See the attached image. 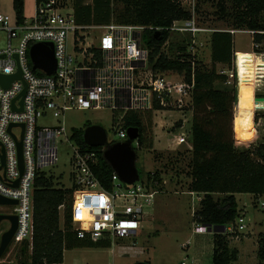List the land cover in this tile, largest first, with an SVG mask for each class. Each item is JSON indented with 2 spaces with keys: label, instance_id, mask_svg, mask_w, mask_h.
I'll return each instance as SVG.
<instances>
[{
  "label": "built area",
  "instance_id": "2783aa9c",
  "mask_svg": "<svg viewBox=\"0 0 264 264\" xmlns=\"http://www.w3.org/2000/svg\"><path fill=\"white\" fill-rule=\"evenodd\" d=\"M171 1L190 14L186 19L173 20L167 29L188 36L185 44L192 66L198 59L197 36L214 30H225L232 34L247 31L252 36L250 52L264 60L263 42L253 40L255 34L264 33V30L233 27L212 29L201 25L203 7L215 6L218 0ZM14 18L11 20L0 12V30L5 33V45L0 47V74L11 75L18 69L21 71L20 77L12 79L9 85L4 86L0 82V195L16 200L7 204L12 210L4 214L17 216L16 230L3 255L13 251L12 247L21 246L24 241L31 248L35 181L44 174L42 167L52 164L58 138L63 135L67 137L63 126H38L39 116L51 112L53 116L60 117L72 108L107 107L113 112V129L122 140L127 138L124 118L128 113L135 112L141 116L149 112L177 111L179 116L172 124V127L180 129L177 142L190 144L191 126L187 129L186 125L188 122L192 124V93L195 87L193 72L191 80L186 81L183 72L154 70L149 63L151 48L142 39L147 26L115 22L79 24L74 16L72 0H40L30 17L25 16L22 22H18L16 16ZM93 28L99 29L98 34L90 38L88 33ZM155 29L159 30L158 27ZM36 42L51 43L53 46L55 70L51 74L33 69L29 50ZM169 45L168 38L161 45L160 52L169 56ZM236 54L237 50H234L233 68L220 71L229 75L237 88L234 116L240 88ZM263 76L264 69H259L252 92L253 99L260 104L252 108L255 132L264 125L254 120L255 114L264 112ZM257 94L261 96L260 99H256ZM71 135L72 132L69 138H72ZM69 138L67 141H70ZM18 142H21L22 168ZM75 143L69 187L72 189L71 230L78 238L107 242L112 252L115 246H121L122 255L139 254L134 250L135 242L123 245L117 241L135 239L143 223L152 215L159 192L155 186L156 180L138 179L127 184L113 171L111 186L105 188L92 169L96 152ZM132 145L139 147L138 137L132 141ZM45 176H52L58 187L65 188L59 184L61 176ZM58 208L62 213L65 205L60 204ZM244 221V215L239 216L236 227L230 224V231L242 232L246 226ZM8 222L7 229L11 226V222ZM209 230L208 225L195 223V232ZM9 262L15 264L13 258ZM180 264L186 263L181 261Z\"/></svg>",
  "mask_w": 264,
  "mask_h": 264
},
{
  "label": "trees",
  "instance_id": "16d2710c",
  "mask_svg": "<svg viewBox=\"0 0 264 264\" xmlns=\"http://www.w3.org/2000/svg\"><path fill=\"white\" fill-rule=\"evenodd\" d=\"M39 1L36 0V4ZM72 4L79 24L115 22L147 26L142 39L151 48L149 63L154 70L173 69L183 72L186 81L191 80L193 72L195 87L192 93L193 117L189 137L191 160L188 190L203 194L199 208L194 211V221L208 225L213 231L212 264H237L239 251L230 245L228 237H235L241 232H227L226 227L229 224L236 227L237 218L241 215L245 217V214H239L236 193H250L255 198H264V142L252 149H239L234 144L232 117L237 88L234 82L228 84L226 73L216 69L217 64L231 67L233 34L225 30L212 31L211 66L206 67L199 58L192 66L188 61L190 54L185 44L187 38L174 42L170 39L172 32L167 29L173 20L190 17L189 12L177 3L171 0H72ZM12 5L17 21L22 22L25 17L24 0H12ZM215 8L213 14L217 19L225 20L230 27L264 30V0H218ZM168 38L169 56L160 52L161 45ZM253 40L263 42L264 33L255 34ZM244 113L248 114L245 111L235 116L237 129L253 130L251 116L243 115ZM254 120L264 124V112L255 114ZM124 123L126 127H138L137 152L146 144L149 124L135 112L128 113ZM71 137L83 149L96 152L92 169L101 184L109 188L113 169L103 157L102 147L85 144L82 128H74ZM150 178L160 181L155 173H148L147 179ZM71 201L72 189L58 187L52 176L41 174L36 178L33 191L32 244L31 248L28 242L21 244L16 264L61 263L66 249L109 246L105 241L94 242L87 237L78 238L71 230ZM60 204L65 205L62 213L58 208ZM257 244L259 264H264V232L259 233Z\"/></svg>",
  "mask_w": 264,
  "mask_h": 264
},
{
  "label": "rangeland",
  "instance_id": "374dc122",
  "mask_svg": "<svg viewBox=\"0 0 264 264\" xmlns=\"http://www.w3.org/2000/svg\"><path fill=\"white\" fill-rule=\"evenodd\" d=\"M33 1L27 0V6L24 10L26 17L33 13ZM215 6L206 5L201 13V25L215 28L230 27L225 20L217 19L214 13ZM0 12L6 14L11 20H14V9L11 0H0ZM97 28H93L88 33L90 38H95L98 34ZM212 31L201 33L197 36L198 54L197 57L206 67H210V35ZM187 35H178L171 33L170 39L178 41ZM233 51L237 50V67L240 75V88L245 84L244 77L247 75H256L259 69H264V60L256 57L250 51L252 50V36L247 31H238L233 35ZM5 45V33L0 30V47ZM264 48V41L261 45ZM254 57V61L250 59ZM229 66L217 64L218 71L229 70L233 68V62ZM228 75V79H229ZM233 80V79H232ZM231 78L228 84H232ZM264 86L261 88L263 89ZM234 105V104H233ZM234 112V108H233ZM252 115L253 109L246 111ZM177 111H166L151 114V112L142 115V119L149 124L148 137L145 146L137 150L136 165L139 169V180H146L148 173H155L160 181L155 184L159 189L156 196L152 215L143 223L139 233L133 238L119 239L118 244L130 245L135 242L134 250L139 254H121V246H115L114 251L110 247L85 246L66 249L64 251L63 261L59 264H133L136 261H147L150 264H180L184 261L186 264H212V244L213 231L204 233L194 232L193 211L200 206L201 193H195L188 190L191 160V143L176 144L173 149H157L158 142L162 138L171 145L173 134L178 135L180 129L172 127V124L178 118ZM239 112L236 110L235 116ZM244 113L243 115H248ZM234 114L232 117V137L234 144L239 149H252L261 142H264V125L258 128L259 132L253 130L246 131L237 129V122ZM113 112L111 109H79L72 108L63 112L60 117H55L51 112L37 118L38 126H63L65 134L58 138L55 145L54 157L51 165L42 167L41 171L45 174L61 176V182L65 188L71 186V156L73 148L76 145L73 138H69L74 128L84 129L88 124H98L105 128L108 142L118 140L113 126ZM191 122H188L186 128L189 129ZM67 138L70 141H67ZM151 141V146H149ZM190 142V139H189ZM167 148V147H166ZM156 180V179H155ZM55 181V180H54ZM217 196V195H215ZM241 208L243 204L247 205L245 214V229L237 237H228L232 247H239L242 255L237 260V264H259L257 258V247L259 232L264 231V227H258L255 221L264 220V211L261 203L264 198H255L253 195L241 194L238 197ZM12 210L7 204H0L1 213H9ZM64 216H61V225H63ZM256 225V228H254ZM9 226L7 220L0 222V234ZM247 232V233H245ZM250 236V237H249ZM248 237V238H246ZM17 246L12 247L13 251L2 255L1 264H11L10 258L14 259L15 264L19 259V250ZM17 251V252H16ZM16 252V253H15Z\"/></svg>",
  "mask_w": 264,
  "mask_h": 264
},
{
  "label": "water",
  "instance_id": "95a60500",
  "mask_svg": "<svg viewBox=\"0 0 264 264\" xmlns=\"http://www.w3.org/2000/svg\"><path fill=\"white\" fill-rule=\"evenodd\" d=\"M29 54L33 63V69H40L46 74H51L55 70V57L53 54V46L51 43L36 42L31 45ZM20 69L14 74H0V82L7 86L14 78H19ZM24 92V91H23ZM22 92V94H23ZM260 95H256V99H260ZM264 99V95L262 96ZM12 124L10 125V127ZM9 127V128H10ZM139 130L136 126L127 127V138L108 142L107 133L103 126L98 124H90L83 129V140L85 144L92 147H102L103 157L117 173L119 179L124 183L131 184L139 179V171L136 165V149L132 145V141L138 137ZM18 156L20 168H22L21 142H18ZM16 200L6 198L0 195V204L15 203ZM8 220L11 222L9 229L1 233L0 236V257L10 243L12 236L17 227V216L15 214L0 213V222ZM225 229V227H223ZM133 264H150L147 261H136Z\"/></svg>",
  "mask_w": 264,
  "mask_h": 264
},
{
  "label": "crops",
  "instance_id": "0c3cea01",
  "mask_svg": "<svg viewBox=\"0 0 264 264\" xmlns=\"http://www.w3.org/2000/svg\"><path fill=\"white\" fill-rule=\"evenodd\" d=\"M33 1V8L35 9V5H36V0H32ZM11 3H12V0H11ZM13 6V5H12ZM26 6H27V0H24V10H25V8H26ZM34 9H33V11H34ZM15 13V12H14ZM24 16H25V14H24ZM234 35V34H233ZM140 115V114H139ZM142 116V115H141ZM140 116V117H141ZM178 116H179V114H178ZM177 116V117H178ZM247 116H251V121H252V124H253V112H252V115H247ZM142 118V117H141ZM253 129H254V127H253ZM254 132H255V130H254ZM257 132H259V130H257ZM256 133V132H255ZM176 134H173V136H172V141H171V145L172 146H168L169 145V143H168V141L166 142V139L164 140L163 138H162V141L161 142H158L159 143V145H157L156 147H157V149H173L174 147H175V145L176 144H178L179 145V143L177 142V138H176ZM167 147V148H166ZM191 148V147H190ZM246 149H247V147H245ZM249 149V148H248ZM189 178V181H190V177H188ZM159 193V192H158ZM241 194H246V195H251L252 196V194H250V193H236L235 194V197H236V200H237V203H238V208H239V214L241 215V214H246V212H247V205L244 203L243 204V206H244V208H241L240 207V204H239V202H238V197H239V195H241ZM158 195V194H157ZM156 195V196H157ZM254 196V195H253ZM261 198H263L262 196H260ZM259 197V198H260ZM263 203V204H262ZM261 203V206H262V209H263V211H264V202H262ZM155 208H156V204H155ZM255 223L257 224H259V226L258 227H264V220H258V221H255ZM255 227L254 228H256V225H254ZM226 231L227 232H229L230 231V224L227 226V228H226ZM195 232V231H194ZM208 232H211V231H208ZM259 233H261V232H264V231H258ZM195 233H198V232H195ZM245 233H247V232H245ZM250 237V236H249ZM233 238V237H232ZM246 238H248V237H246ZM237 249H238V251H239V257L238 258H240L241 257V255H242V250L239 248V247H237V246H235ZM212 249H213V244H212ZM211 256H212V253H211ZM238 263V262H237ZM55 264H59V263H55Z\"/></svg>",
  "mask_w": 264,
  "mask_h": 264
},
{
  "label": "bare ground",
  "instance_id": "6f19581e",
  "mask_svg": "<svg viewBox=\"0 0 264 264\" xmlns=\"http://www.w3.org/2000/svg\"><path fill=\"white\" fill-rule=\"evenodd\" d=\"M254 61V57L250 59V62ZM256 75H247L244 77L245 84L239 90V103L237 107V112L240 114L245 111L252 110L255 104L260 105L258 101L253 99V89L255 85ZM264 78V76H263Z\"/></svg>",
  "mask_w": 264,
  "mask_h": 264
},
{
  "label": "flooded vegetation",
  "instance_id": "af4514ba",
  "mask_svg": "<svg viewBox=\"0 0 264 264\" xmlns=\"http://www.w3.org/2000/svg\"><path fill=\"white\" fill-rule=\"evenodd\" d=\"M118 140H121V139H118ZM117 141V140H116ZM0 236H1V234H0Z\"/></svg>",
  "mask_w": 264,
  "mask_h": 264
}]
</instances>
